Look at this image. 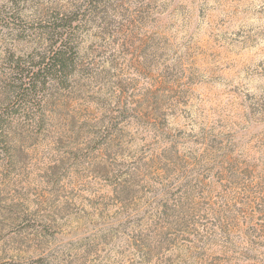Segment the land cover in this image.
<instances>
[{"label":"rangeland","instance_id":"rangeland-1","mask_svg":"<svg viewBox=\"0 0 264 264\" xmlns=\"http://www.w3.org/2000/svg\"><path fill=\"white\" fill-rule=\"evenodd\" d=\"M58 17L78 68L0 138V264H264V0H0V69Z\"/></svg>","mask_w":264,"mask_h":264},{"label":"trees","instance_id":"trees-1","mask_svg":"<svg viewBox=\"0 0 264 264\" xmlns=\"http://www.w3.org/2000/svg\"><path fill=\"white\" fill-rule=\"evenodd\" d=\"M75 21V17H58L52 24L42 26L38 38L48 37L50 44L46 48L23 56L12 53L4 62L0 69V138L5 142L10 137L12 141L23 125L43 126V104L50 92L56 87H68L78 68V49L73 40Z\"/></svg>","mask_w":264,"mask_h":264}]
</instances>
